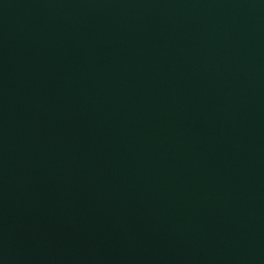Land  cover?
<instances>
[{
  "label": "water",
  "instance_id": "obj_1",
  "mask_svg": "<svg viewBox=\"0 0 264 264\" xmlns=\"http://www.w3.org/2000/svg\"><path fill=\"white\" fill-rule=\"evenodd\" d=\"M0 264H264V0H0Z\"/></svg>",
  "mask_w": 264,
  "mask_h": 264
}]
</instances>
